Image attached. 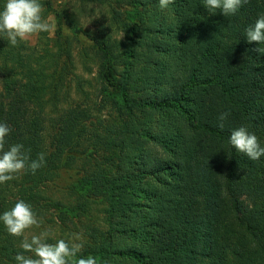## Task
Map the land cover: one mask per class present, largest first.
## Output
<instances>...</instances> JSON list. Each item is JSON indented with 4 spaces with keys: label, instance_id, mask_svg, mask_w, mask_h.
Wrapping results in <instances>:
<instances>
[{
    "label": "trees",
    "instance_id": "trees-1",
    "mask_svg": "<svg viewBox=\"0 0 264 264\" xmlns=\"http://www.w3.org/2000/svg\"><path fill=\"white\" fill-rule=\"evenodd\" d=\"M82 1L105 10L93 31L55 0H40L44 17L56 21L53 38L40 33L34 46H12L0 33V123L11 129L5 150L22 144L31 159L44 153L46 160L35 174L0 184V215L19 200L30 204L43 224L25 237L52 224L67 229L48 243L84 226L77 258L98 264H264V156L254 161L229 142L245 126L264 147V53L255 51L264 45L246 39L264 0L230 16L204 0L164 9L159 0ZM78 38L91 44L83 55L97 66L102 101L66 108L60 101ZM107 106L117 117H103ZM223 112L230 115L220 129ZM101 149L109 157L70 183L76 203L44 197ZM90 202L107 206V229L90 223ZM25 237L0 222V264H16Z\"/></svg>",
    "mask_w": 264,
    "mask_h": 264
},
{
    "label": "clouds",
    "instance_id": "clouds-1",
    "mask_svg": "<svg viewBox=\"0 0 264 264\" xmlns=\"http://www.w3.org/2000/svg\"><path fill=\"white\" fill-rule=\"evenodd\" d=\"M209 11L220 10L224 16L235 15L248 0H204ZM174 0H159L161 9L167 8ZM44 6L40 0H5L0 9V33L6 35L9 43L16 46L18 42L28 41L40 33H48L54 29L51 18H45ZM248 43L264 45V15H261L253 26L246 29ZM264 53V47L255 49ZM229 112H223L218 117V127L224 128ZM10 126L0 123V184L15 179L19 174L36 171L46 163L45 154L40 153L37 159H31L28 150L22 144H15L5 150L6 137L10 133ZM230 144L248 158L256 161L264 156L257 136L249 132L247 127L241 126L232 131ZM7 232L13 237H25L27 230L40 228L43 219L33 211L32 206L19 200L8 211L0 215ZM48 233L25 237L22 241V253L15 256L16 264H98L95 257L77 258L83 248L82 235L72 233L70 240L59 239L55 243L47 242Z\"/></svg>",
    "mask_w": 264,
    "mask_h": 264
},
{
    "label": "rangeland",
    "instance_id": "rangeland-1",
    "mask_svg": "<svg viewBox=\"0 0 264 264\" xmlns=\"http://www.w3.org/2000/svg\"><path fill=\"white\" fill-rule=\"evenodd\" d=\"M55 3L58 9L67 11L69 14L73 15L75 19L81 21V25L92 31L97 28L96 26L100 23L102 13L105 11L99 5H89L82 0H55ZM50 18L55 25L54 29L50 32V37L53 38L55 36L54 33L57 30V26L55 19L53 17ZM127 18V13H123L122 20L127 21ZM64 32L66 36L70 35L67 28H64ZM37 40L38 36H34L26 42L29 45L34 46L37 43ZM90 45V42L85 38L72 39L70 49L72 62L70 63L68 70V85L67 88L63 90L64 96L60 101L62 107H88L93 104L99 105L102 101V95L100 93L101 85L97 79V66L94 65L93 59L86 58V56L83 55L84 48L88 49ZM101 114L107 119L115 118L118 115V113H115V110L110 106H107L104 110H102ZM116 156L117 153H115V157ZM106 157H109V153L106 152L105 149H101L95 157L79 160L73 166L72 170L68 171V174L46 187L44 190V197L48 200H53L59 203H76V196H73L70 191V183L79 176L87 174L91 170L95 169L97 165H100ZM89 205L90 210L88 215L90 223L96 228L107 229L109 227L107 222L108 217L105 213L107 206L105 204L91 202ZM84 225H88V221L86 219L84 220ZM84 229V226H79L75 233H79L83 237L86 235ZM65 230L67 229L63 227L60 228L57 224H52L45 232L48 233V236H54L56 232L62 231L61 235L63 236L62 233ZM33 233L35 235H39L42 231L35 230ZM70 234L71 232H67L65 235L68 236ZM84 239L85 238L83 237L82 243L84 242Z\"/></svg>",
    "mask_w": 264,
    "mask_h": 264
}]
</instances>
